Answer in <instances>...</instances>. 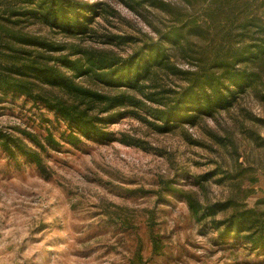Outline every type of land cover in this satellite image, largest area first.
I'll use <instances>...</instances> for the list:
<instances>
[{
	"label": "rangeland",
	"instance_id": "obj_1",
	"mask_svg": "<svg viewBox=\"0 0 264 264\" xmlns=\"http://www.w3.org/2000/svg\"><path fill=\"white\" fill-rule=\"evenodd\" d=\"M80 1L88 3L84 15L89 28L84 32L64 33L31 16H21L14 27L55 44L126 56L160 40L174 24L195 19L203 26L206 19L203 1ZM243 1L264 18V0ZM224 18L219 17L215 31L187 33L195 45L188 54L172 57L176 65L188 70L200 56L212 57L219 38L230 37ZM230 28L235 35L242 33L237 21ZM112 36L132 41L105 42ZM162 74L169 87L185 85L179 76ZM240 101L241 106L238 100L228 111H216L215 118L203 116L198 125H172L168 131L133 116L103 114L104 130L112 139H84L79 146L59 140V148L43 150L22 130L45 135L50 123L42 117L54 119V114L25 95L3 97L0 128L39 151L41 163L21 154L11 158L0 147V264H264V250L221 239L210 217L198 220L183 196L193 191L204 203L236 196L249 207L264 199V143L257 146L241 130H257L264 137V122L254 120L264 118V102L252 92ZM61 126L65 128L63 122ZM51 129L59 135L55 126ZM125 136L139 144L120 142ZM225 136L230 143L220 141ZM216 167L238 177L220 180L222 174H216L203 187L195 183L197 175ZM170 181L178 192L167 188Z\"/></svg>",
	"mask_w": 264,
	"mask_h": 264
},
{
	"label": "trees",
	"instance_id": "obj_2",
	"mask_svg": "<svg viewBox=\"0 0 264 264\" xmlns=\"http://www.w3.org/2000/svg\"><path fill=\"white\" fill-rule=\"evenodd\" d=\"M200 1H203L202 11L206 18L204 27L195 19L187 24H174L159 36L160 40L148 41L126 56H110L99 49L88 51L21 34L14 27L21 16H31L64 33H81L89 28L84 15L88 3L80 0H0V102L9 94L25 95L54 114V119L42 117L50 123L45 135L22 130L36 148L43 150L59 148V140L79 146L84 139H112L113 134L104 130L106 118L103 114L133 116L159 131H168L172 125H198L203 116L215 118L216 111H228L238 100L241 106L240 98L246 92H252L264 102V18L251 12L256 9L243 0H187L191 5ZM224 15L227 16L224 22H229L228 26L223 25L230 35L229 40L219 38L214 55L200 56L192 69L184 70L176 65L172 57L178 52L188 54L195 45L187 33L198 31L202 35L211 28L215 31ZM236 21L242 28V33L237 35L230 28ZM252 28L257 32L250 34ZM116 38L121 39L120 42L132 41V37L112 36L105 42L115 43ZM164 72L179 76L185 85H178V89L167 86L162 82ZM141 111L153 119H147ZM241 111L247 114L245 108ZM254 120L264 122L260 117ZM51 126L59 130L58 136ZM241 130L248 133L257 146L264 143L259 131ZM119 140L128 145L139 144L137 139L126 136ZM220 141L230 143L226 136ZM22 142L21 137L0 128V147L9 157L21 154L29 161L41 163L39 151ZM216 168L197 175L195 183L203 187L204 181L216 174H222L220 180L238 177L230 169ZM167 185L178 192L171 187V181ZM183 196L198 220L210 217V224L220 231L221 239L237 240L254 251L264 250V199L249 207L236 196L212 203L200 201L193 191H185Z\"/></svg>",
	"mask_w": 264,
	"mask_h": 264
}]
</instances>
